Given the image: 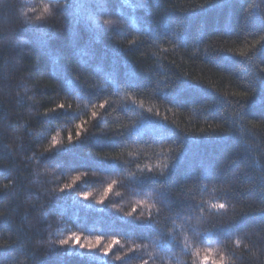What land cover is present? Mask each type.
Listing matches in <instances>:
<instances>
[{
	"label": "trees",
	"instance_id": "trees-1",
	"mask_svg": "<svg viewBox=\"0 0 264 264\" xmlns=\"http://www.w3.org/2000/svg\"><path fill=\"white\" fill-rule=\"evenodd\" d=\"M262 49L264 0H0V264H264Z\"/></svg>",
	"mask_w": 264,
	"mask_h": 264
},
{
	"label": "snow or ice",
	"instance_id": "snow-or-ice-1",
	"mask_svg": "<svg viewBox=\"0 0 264 264\" xmlns=\"http://www.w3.org/2000/svg\"><path fill=\"white\" fill-rule=\"evenodd\" d=\"M30 11L32 12H35L36 9L35 8H32L30 9ZM21 15L25 17L26 21L29 22V23H34L36 21H41L42 19L45 18L46 15H51V12H50V8L48 7V5H44L40 14L39 15H36L34 17H27V15L23 12H21ZM105 24H110L111 21H104ZM262 51H264V49H262ZM237 95L241 96V97H244L245 94L244 93H237ZM58 108H63L64 105H58L57 106ZM50 111L52 112H55V109H50ZM93 115L95 116L96 113H93ZM77 136H79V132H77ZM69 140H72V137L70 136L69 137ZM58 143V141H56V138L53 137V145L52 147H55L56 144ZM47 151V150H46ZM80 179L79 176H76L73 178V182L75 181H78ZM115 183V181H113V184ZM73 187V184L72 183H68V184H65L64 185V188L60 189V191H64V189H70ZM112 190V185H108V187L105 189V192H104V196H107L108 193ZM83 196L85 199H87V197L89 196V193H83ZM103 199L104 197H101V201L100 202H103ZM214 208H220V209H223L225 206L223 204H220V205H213ZM69 239H71L72 241V244L73 246L75 245H78L81 249H86L87 251L91 252L95 249H97L98 245H100L101 243V237H96L95 239V242H87V243H80V237L73 234L72 237H70ZM69 239H64V240H61L59 243L61 245H68L69 244ZM120 243V241L118 239H116L115 237H113V239L107 243L105 246H103V249H102V254L104 256H108L109 253L112 251L113 249V246L114 245H118ZM116 259H120L119 256L116 257ZM221 264H223V262H221Z\"/></svg>",
	"mask_w": 264,
	"mask_h": 264
}]
</instances>
